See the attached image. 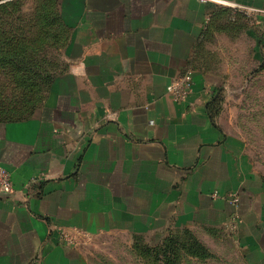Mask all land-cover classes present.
Masks as SVG:
<instances>
[{
	"label": "crops",
	"instance_id": "crops-1",
	"mask_svg": "<svg viewBox=\"0 0 264 264\" xmlns=\"http://www.w3.org/2000/svg\"><path fill=\"white\" fill-rule=\"evenodd\" d=\"M230 1L264 21V0ZM229 10L59 0L68 41L54 83L32 115L0 120L15 189L0 192V264H89L60 228L159 240L175 227L225 228L247 264H264V177L211 112L216 49L239 27ZM188 71L192 92L175 101L167 87Z\"/></svg>",
	"mask_w": 264,
	"mask_h": 264
},
{
	"label": "rangeland",
	"instance_id": "rangeland-1",
	"mask_svg": "<svg viewBox=\"0 0 264 264\" xmlns=\"http://www.w3.org/2000/svg\"><path fill=\"white\" fill-rule=\"evenodd\" d=\"M57 2L0 0V30L4 28L14 42L30 43L40 39V46L34 42L41 49L39 58L35 51L36 58L41 62V68L53 76L61 68L63 49L68 41V35L57 19ZM219 4L230 9V20L238 18L239 27L237 34L224 32L220 47L216 49L219 59H214L216 63L212 67L218 69L223 81L211 112L228 132L243 140L254 171L264 177V21L257 23L255 12ZM248 28L250 34L243 33ZM45 32L49 34L47 37L43 35ZM236 37L235 42H230ZM28 86H35V89L16 83L11 67L0 64V108L26 110L10 117L32 115L45 99L48 93L46 84L34 81ZM37 94L41 99L32 112L31 105L25 100ZM0 118H6V115L1 112ZM76 234L73 243L86 253L89 264H166L168 257L175 264H247L244 251L233 234L222 227L169 228L160 234L159 240H150L149 236L129 239L122 234ZM191 236L197 239L196 242ZM159 244L160 247L167 245L166 255L164 249H152ZM197 244L206 248L208 256L194 255L189 251L190 246L197 248ZM156 251L159 253L157 259Z\"/></svg>",
	"mask_w": 264,
	"mask_h": 264
},
{
	"label": "trees",
	"instance_id": "trees-1",
	"mask_svg": "<svg viewBox=\"0 0 264 264\" xmlns=\"http://www.w3.org/2000/svg\"><path fill=\"white\" fill-rule=\"evenodd\" d=\"M59 2V0H58ZM58 2H57V11H58ZM57 19L60 22V26L63 28L65 32V27L64 23L60 19L59 11L56 13ZM66 33V32H65ZM45 37H47L49 34L48 32L43 33ZM40 39H36V41L27 43L23 40L19 41H12L9 33L4 30H0V64L1 65H8L11 67V71L15 76V81L16 83L20 84L24 88H31V90L35 89V86H28L29 83L38 81L41 83L46 84L48 90L51 88L52 84L54 83V77L56 74L50 73L46 69L41 68V62L36 58L35 51L38 52V58H39V53L41 51L40 45L41 41ZM34 42H38V45H35ZM28 83V84H27ZM41 96L34 95L33 97H28L25 100L26 104H30L31 111L33 112L37 108V104L40 101ZM25 109L20 108L19 110L17 108H10V107H2L0 108V113L3 112V115H6V118H0V120H11V119H21L20 117H10L13 114L20 113L23 114L25 113ZM24 118V117H22ZM192 241H195L194 237L191 236ZM166 241L167 238H166ZM197 248H193V246L189 247V251L198 256H208V251L204 246L201 244H197ZM163 247V248H162ZM167 245H163L160 247V244L157 245L155 250L162 251L164 249V255L167 252ZM150 249V248H149ZM156 259L159 255V253L156 251ZM148 254H150V250H148ZM168 257V256H167ZM169 260H165L164 263L166 264H175L174 260L168 257Z\"/></svg>",
	"mask_w": 264,
	"mask_h": 264
},
{
	"label": "built area",
	"instance_id": "built-area-1",
	"mask_svg": "<svg viewBox=\"0 0 264 264\" xmlns=\"http://www.w3.org/2000/svg\"><path fill=\"white\" fill-rule=\"evenodd\" d=\"M203 1H214L217 3L229 4L235 7L242 6L237 5L236 3L230 0H203ZM247 10V9H245ZM194 85V76L192 71H188L180 77L174 79L167 87L168 91L172 95L173 99L178 102L186 101L192 92ZM14 183L11 172L4 166L0 165V192L2 193H12L14 192ZM234 202L238 201V197L234 196ZM60 237L66 242H74V235L64 228L59 229Z\"/></svg>",
	"mask_w": 264,
	"mask_h": 264
}]
</instances>
